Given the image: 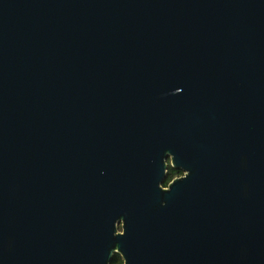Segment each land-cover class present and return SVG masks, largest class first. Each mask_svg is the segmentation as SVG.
<instances>
[{
  "label": "water",
  "instance_id": "1",
  "mask_svg": "<svg viewBox=\"0 0 264 264\" xmlns=\"http://www.w3.org/2000/svg\"><path fill=\"white\" fill-rule=\"evenodd\" d=\"M116 251L264 264V0H0V264Z\"/></svg>",
  "mask_w": 264,
  "mask_h": 264
},
{
  "label": "flooded vegetation",
  "instance_id": "2",
  "mask_svg": "<svg viewBox=\"0 0 264 264\" xmlns=\"http://www.w3.org/2000/svg\"><path fill=\"white\" fill-rule=\"evenodd\" d=\"M166 170L165 181H167V183L165 186L162 185L163 187H168V184L172 183L174 180L183 179L188 174L185 171L177 170V168L172 166L171 156H169L166 161ZM110 264H125V259L120 252L116 251L111 258Z\"/></svg>",
  "mask_w": 264,
  "mask_h": 264
},
{
  "label": "trees",
  "instance_id": "3",
  "mask_svg": "<svg viewBox=\"0 0 264 264\" xmlns=\"http://www.w3.org/2000/svg\"><path fill=\"white\" fill-rule=\"evenodd\" d=\"M166 183H167V181H165V182H164L163 186H165V185H166Z\"/></svg>",
  "mask_w": 264,
  "mask_h": 264
}]
</instances>
